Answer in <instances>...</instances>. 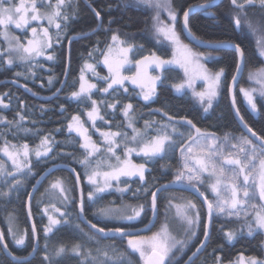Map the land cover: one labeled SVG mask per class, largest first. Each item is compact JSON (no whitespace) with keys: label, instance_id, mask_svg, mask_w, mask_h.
<instances>
[{"label":"snow or ice","instance_id":"1","mask_svg":"<svg viewBox=\"0 0 264 264\" xmlns=\"http://www.w3.org/2000/svg\"><path fill=\"white\" fill-rule=\"evenodd\" d=\"M137 4H142L149 9H153L155 14L152 17V33L157 42L163 37L168 41L175 50H182V60L164 59L157 55L156 52H151L149 55L143 56L141 59L133 60L130 54L138 50H143V45L137 46L134 43H129L125 39H121L116 33H113L111 40L107 43L105 49H97L103 57L102 63L107 69L106 76H99L96 73V66L85 61L84 67L81 69L80 84L78 90L72 91L70 96L78 103L86 104L91 102V108L86 112L88 120L91 121L92 127L99 132L102 137V143H98L92 139L89 129L85 127V122L81 120L79 115H73L71 121L67 124L69 134L75 132L80 138L79 146L84 150L83 158L77 159L84 168V174L87 177L88 184L94 186L93 191L88 192V200L95 202L99 199L100 193L105 189L111 188V181L117 182V190L123 193L130 190L126 181H121V177H138L141 184H146L145 173L148 171L147 165L156 159H163L169 151H174L177 144L180 146V166L177 167L175 175L171 181L161 185L154 191H151V209L153 212L157 210V198L161 191H167L170 185L185 184L193 191L199 193L203 197V204L207 209V218H202L201 209L192 200H187L182 204H173L172 199L169 204L176 209V215L186 225V239L177 240L172 236L167 226H162L161 229L153 233L151 236H141L126 231L125 225H120L114 228L97 227V224H91V229L94 231L85 233L80 228L79 224L75 228L86 237L84 243H76L72 245L70 251L77 257H81L80 264H130V257L134 254H139L142 264H176L177 250L183 254L190 243L198 238V230L203 231V239L199 241L196 250L188 257L185 264H194L196 256L206 248L210 239L214 216H226L235 218L240 223L239 230L224 231L223 227L219 231L223 232L224 238L229 242H233L241 238L246 232L247 237L254 238L255 235L264 233V133L258 134L253 130L241 116L239 110L235 115L239 118L247 133L251 134V138L247 134H242L239 137L229 136L225 134L223 140H219L213 133L202 132L200 128L193 124L192 120L181 117L176 119L167 112L163 114L167 116V121L160 123L157 127V121H145L144 129H139L135 126L136 116L135 108L132 103L124 104L121 109L124 117V123L127 128L132 129V134L129 136L127 131L121 130V125L117 126V130H111V124L106 119L110 113L107 109L113 111L117 109L121 101L113 94H118L119 89L123 88L124 94H128L129 89L125 86V82H130L136 85L140 92L139 97L150 102L157 95V82L163 83L164 72L168 69L166 66L179 64L183 68L186 79L180 83L172 84V88L176 93H181L185 87L193 89V94L199 99L207 113L213 106V100L218 94V88L222 83V77L225 74V69L221 68L215 73L210 72L201 63L204 53L193 51L187 44H184L181 39V32H187L192 36L190 28V14L193 6L183 10V25L181 32H178L180 21V9L174 7L172 0H135ZM72 3V0H56L53 4L51 0H0V36L8 42V48L0 53V56L7 54V58L3 60V64L13 65V53L17 54L16 58L21 64H28L25 72H16V77L23 76L25 79L29 75L35 76L34 66L31 61L37 57H45L46 60L52 61L56 57L48 53L47 50L53 48V44H59L65 38L69 44L77 37L62 36V32H66L72 16L75 15V10L70 15L66 9ZM233 7V21L237 28L243 27L246 21H242V16H247V9L256 7L257 4L264 9V0H230ZM215 0H204V3L196 5L202 11H206L215 7ZM42 9H46L43 10ZM97 20H102L101 12L95 8L92 9ZM162 12L167 13V20L162 18ZM215 18V13H208ZM46 20L48 26L40 25L41 21ZM36 22L37 27H33L32 23ZM111 23V21H110ZM14 25L15 29L23 31L31 30L32 38L27 40V43H21L20 38L10 35L8 29ZM56 28L55 39L50 32V28ZM248 27L253 31L251 23ZM199 44L205 45L213 50H220L223 47L234 48L236 53V73H240L245 61V52L242 45L239 43H231L229 41H219L215 43L205 42L199 38L192 36ZM210 55V53H209ZM261 55H264V44H262ZM89 57L93 56V52L88 53ZM134 64L135 72L131 75H124L123 70L126 66ZM2 66V65H0ZM35 66H41L39 61H36ZM85 69L96 74L98 81L106 84V87L98 88L97 83H91L86 80ZM149 69L158 72V75H150ZM197 79L203 80L205 89L195 91V82ZM249 79L260 85L259 88H241L240 91L247 100L252 112L257 111V103L254 98V93L259 92L264 96V69L257 72H250ZM233 83L237 81V75L232 77ZM53 76L48 77V84L52 85ZM64 83V82H61ZM93 90L100 93L113 95L112 102L107 99L95 100L92 99ZM111 90V92H110ZM61 89H57V92ZM5 96L8 93L3 94ZM21 108H24V102L21 101ZM0 106L7 108L9 105L4 104L3 99H0ZM235 107V101L233 102ZM43 111V106H41ZM157 112H163V109H156ZM18 119L8 121L6 117L0 115V123L7 126V131L0 132V135H7L8 132L18 135L19 132H29L24 128L23 121L26 116L20 112L16 113ZM97 121H103L109 125L107 131H102L97 127ZM35 123V122H33ZM184 123L195 128L196 135H189L187 141L178 140V137H183V133L179 131V127ZM149 129H154L156 134L149 135ZM170 129V130H169ZM254 138V139H253ZM235 141V142H231ZM55 141L51 135H45L41 138L40 145L34 150L37 162L47 158L54 151ZM11 148V150H10ZM123 149V156L118 155V150ZM102 151L115 157L117 164L111 166L110 171H98L99 165L93 167V159ZM0 152L11 161L12 169L9 171L6 167V162L0 159V176L5 178V186L7 191H0V196H9L11 192H19L21 186L26 183L27 177L32 174V162L30 155L33 150L28 144L17 146L5 141L0 147ZM135 153L141 156L142 163H133L131 156ZM257 161H259L257 166ZM75 171V169H72ZM103 176V186L98 177ZM12 180L9 183L8 178ZM20 177V179H17ZM208 182V188L214 194L215 199H209L205 192L200 190V185ZM77 185L81 182L79 174L76 176ZM124 183L125 188H120L119 184ZM35 187V185H33ZM50 189L58 191L62 198V203H71L73 199L70 193L73 188L68 185V182L63 178H56L50 184ZM143 191L145 196L150 191V187L137 188V192ZM47 191V190H46ZM33 193H28L29 197V217H31L30 202ZM258 197V201H257ZM174 199V198H173ZM183 199V198H181ZM83 198L80 202V214L76 217L66 211H61L55 204L50 203L44 209L43 214L48 218V224L44 226L43 232L45 235V246L43 251V261L45 264H62L63 257L69 252L65 245L50 246L48 236L53 232V229L60 224H71L73 219H80L84 213ZM51 209V211H50ZM147 211V202L139 204L132 209V213L128 214L126 206L123 208H101L98 210L100 216L108 220H127L132 221L140 217L142 213ZM59 213L57 218L52 213ZM38 229L35 225L32 228V238L36 241ZM9 236H11L15 245H25L27 233L18 234L14 229L11 221L9 226ZM129 237L127 239V249H119L115 244L100 246V240L104 238L114 239L115 237ZM95 240L97 247L93 250L87 247V243ZM5 236L0 234V254H3L7 260V264H31L27 258H19L9 251L8 244L4 243ZM261 248L264 249V242L261 243ZM131 251H128V250ZM39 251L36 243L32 245V253ZM32 253H29L31 256ZM95 253V255L93 254ZM210 255L214 256L213 264H225L224 258L216 254V250ZM10 258V259H8ZM34 258V257H33ZM227 264H264V257L247 256L240 254L237 259L227 261Z\"/></svg>","mask_w":264,"mask_h":264},{"label":"trees","instance_id":"2","mask_svg":"<svg viewBox=\"0 0 264 264\" xmlns=\"http://www.w3.org/2000/svg\"><path fill=\"white\" fill-rule=\"evenodd\" d=\"M54 1L56 0H51L52 3ZM18 2L19 0H16V3ZM172 2L175 8L181 10V20L183 10L188 9L189 6L202 3L204 0H172ZM93 8L101 12L102 20L99 28H97L98 20L92 11ZM74 10L76 14L72 16L66 32H62L61 35L66 37L82 35V37L71 43L69 54H67L68 39L65 38L61 43H54L53 48L47 50L46 54L51 53L56 57L54 60L48 61L45 57H39L31 61L36 73L35 76L29 75L27 79L23 76L16 77L14 74L16 72H25L28 64H21L20 61H15L11 66L6 65L3 64V60L7 58V54L0 56V65H2L0 66V99H3L4 104L9 105L7 108L0 106V115L6 117L8 121H13L18 119L16 113L20 112L27 117L23 121L24 128L30 130L29 132L21 131L15 136L12 132H8L6 136L0 135V147L4 145L5 141H8L10 145H22L26 143L33 150L30 155L32 174L27 177V181L21 186V190L18 193L11 192L7 197L0 196V229L5 236V242L8 244L9 250L13 255L20 258L29 256V253L32 252V245L35 242L32 238V228L26 207L28 193L31 192L33 185H35L40 175L52 165L65 164L77 171L81 178L83 206L85 208L84 216L91 223L97 224L98 227H105L106 230L119 226L98 217V210L108 205H121L123 203L142 204L147 202V211L142 213L140 221L121 225H125L126 229H134L147 224L152 216L151 191L171 181L177 167L180 166V146L177 144L175 150L169 151L163 159L158 158L147 165L148 171L145 173L146 184L142 185L138 177L122 178L121 181H126L130 190L121 193L117 189H113L99 195L100 198L95 202L88 200L86 193L89 190L86 183L87 177L84 174V168L79 163H76L77 159L83 158L84 150L79 146L80 138L77 134L73 132L69 134L67 129V124L72 116L79 115L81 120L85 122V127L89 129L92 139L98 143H102V137L92 127V123L86 115V112L91 108V102L88 101L86 104L78 103L70 96L72 91L79 88L81 69L84 67L85 61L96 65V68L102 75L106 74L105 68L99 62L102 55L97 49H105L113 33L118 34L121 39H125L129 43H134L137 46L143 45V50L130 54V58L133 60L141 59L151 52H156L166 57L170 54V51L167 45H159L151 36V12L146 6L137 4L135 0H72L71 5L67 7L66 11L71 15ZM210 12L216 14L215 18L208 14ZM233 15L234 11L230 0H223L212 9L207 10V12L200 11L192 14L190 16V28L196 36L205 40L229 41L242 45L245 52L244 73L235 91L238 109L244 117L245 122L258 134H262L264 133V106L259 104L261 108H258V116H252L244 107L239 87L244 84V76L247 70L260 67L264 64L263 57L259 55L257 50L259 38L264 37V9L258 4L256 7L248 8L247 16H242V21H246V23L241 28H237L234 24ZM248 23H253V28L256 30L253 31L249 28ZM9 29L15 36L20 38L21 43H24L29 37V30L21 31L12 26ZM0 31H3V29L0 28ZM56 31L54 26L50 28L53 39H55ZM178 32H181L180 21ZM181 38L187 42L182 32ZM193 47L199 51H209L216 55L208 62V66L211 69H225L220 97L212 110L208 113H203L201 107L196 104L189 93H175L172 84L181 80L182 73L176 68L166 67L168 69L164 72L166 78L163 83L160 82L158 84L157 95L152 101H143L138 95L137 88L130 85L127 86L129 89L128 94H124L123 88L119 89L118 94H113L121 103L114 111L107 109L105 106L104 110L110 113V115L106 116V119L111 124V130L116 131L117 126L121 125V130L127 131L129 136H131L132 129L127 128L121 112L124 104L130 102L135 108V126L142 130L145 127L146 120L157 121V127H159L160 123L166 122L167 116L163 113L167 112L168 115L176 119L184 117L192 120L193 124L200 128L202 132L213 133L221 141L225 134L229 136L244 134L234 118L228 96V84L236 69V53L230 49L204 50L195 46ZM5 49H7L6 42L3 36H0V53H3ZM90 51L93 52L92 57L88 56ZM36 61H39L42 67L35 66ZM133 71L134 64L125 72L133 73ZM49 76L54 77L52 85L48 84ZM95 81L98 88L106 87L104 82L98 81V79ZM57 89H61V91L57 92ZM5 93L9 95H3ZM93 93L92 99H107L108 102H112L113 100V95L100 93L96 90H93ZM21 101L24 102V108H21ZM41 106H43V111L41 110ZM156 109H163V112H157L155 111ZM96 123L97 127L102 131L109 129V125L104 124L103 121H97ZM5 131H7V126L0 123V132ZM148 131L149 135L156 134L154 129H149ZM179 131L183 133V137H178L177 139L182 141H187L188 136L193 134L192 129L185 124L179 127ZM49 134L56 142L54 151L47 158L37 162L34 150L40 145L41 138ZM105 153L107 152L102 151L99 156H103ZM117 154L123 156V149H119ZM95 158L93 159V166ZM0 159L6 162V167L10 171L12 164L3 156L2 152H0ZM109 160L117 163L115 157H111ZM133 160L137 163L143 162L141 156H133ZM56 178L65 179L68 185L73 188L70 195L74 198L73 202L62 203V198L57 192H53V190H51L53 193L50 195V183L55 181ZM17 179H20V177H17ZM11 180L12 178L9 177L8 182L10 183ZM119 187L125 188L126 185L120 183ZM143 187H150L147 196H145L142 190L137 192V188L142 189ZM199 187L210 199L208 193L204 190L205 187L203 185ZM0 191H7L3 176H0ZM176 191L193 198L201 209L202 218L205 219V209L200 201L191 193L178 189H168L167 191L160 192L158 195L157 222L155 226L149 232L139 235L150 234L157 230L161 214L163 213V207L166 205L167 195ZM50 203L55 204L61 211L70 213L73 218L79 214L77 186L73 175L68 170L58 169L52 172L39 185L32 197L30 207L34 225L38 229L37 248L39 251L35 252L34 258L32 257L29 260L31 264H45L43 261V251L46 238L43 228L48 224V218L43 214L42 209ZM56 217L60 218L59 214ZM10 221L18 234L27 233L25 245H15L11 236H9ZM76 224H79L85 233L93 231L82 223L81 219H73L71 224L62 223L57 225L47 238L50 246L65 245L68 247L69 252L63 257L62 264H80L81 262L82 258L75 256L70 251L72 245L86 241V237L75 228ZM221 227H223L224 231L230 229L239 230L240 223L235 218L214 216L210 239L206 248L194 260V264H213L214 256L210 255L213 253V250H216V254L224 258L225 263L229 260L237 259L240 254H243L245 257L253 255L264 257V249L261 248V243L264 242L263 233L255 235L254 238H249L244 233L241 238L229 243L224 238L223 232L219 231ZM128 238L127 236L123 238L117 236L114 239L104 238L100 240L99 244L100 246L115 244L119 249L123 250L128 247ZM202 238L203 231L201 227L198 230V238L185 249L183 254L175 250L178 257L176 264H183L199 245V241ZM86 246L94 250L97 247V242L93 240L87 243ZM128 251L131 250L129 249ZM93 254L95 255V253ZM0 264H7V260L3 254H0ZM130 264H142L138 253L130 257Z\"/></svg>","mask_w":264,"mask_h":264},{"label":"rangeland","instance_id":"3","mask_svg":"<svg viewBox=\"0 0 264 264\" xmlns=\"http://www.w3.org/2000/svg\"><path fill=\"white\" fill-rule=\"evenodd\" d=\"M56 1H54L53 2V4L55 3ZM19 3V2H18ZM149 9V8H148ZM43 10H46V9H42V11ZM150 10V12H151V21H150V34H151V36L155 39V37L153 36V33H152V24H153V21H152V17H153V15L155 14V12H154V10L153 9H149ZM162 18L163 19H165V20H167V13H163L162 12ZM251 24H253V23H251ZM258 24V23H257ZM40 25L41 26H44V27H47L48 26V22L46 21V20H44V21H41L40 22ZM256 25V24H255ZM32 26L33 27H37V24H36V22H33L32 23ZM253 26V25H252ZM257 26V25H256ZM258 26H259V24H258ZM12 27H14V25H12ZM254 27V26H253ZM15 28V27H14ZM18 30H20V29H18ZM29 30V34H28V38L25 40V44L27 43V40L28 39H30V38H32V33H31V30L30 29H28ZM8 31H9V33H10V35H13V36H15L11 31H10V29H8ZM21 31H23V30H21ZM254 33V32H253ZM182 39V38H181ZM155 41L157 42V40L155 39ZM6 42V41H5ZM182 42L184 43V44H187L193 51H196V52H201V53H204L205 55H204V57L201 59V63H203L204 64V66H205V68H207L210 72H212V73H215L216 71H218V70H213V69H211L209 66H208V62L212 59V58H214L216 55H214L212 52H209V51H199V50H197L196 48H194L190 43H187V42H185L183 39H182ZM159 45H161V44H165V45H167V47L169 48V51H170V54L168 55V56H166V57H163V56H161V55H159L158 53H156L157 55H159V56H161L162 58H164V59H176V60H182V56H183V52H182V50H175L174 51V48H173V46L168 42V41H165L164 39H163V37H161L160 38V41L159 42H157ZM262 44H264V37H260L259 38V40H258V47H257V50H258V53H259V55L261 56V57H263L264 58V55H261V50H262ZM6 48H8V42H6ZM209 53H210V55H209ZM16 56H17V54H15V53H13V59H14V62L15 61H19L17 58H16ZM37 58H39V57H37ZM102 60H103V57L101 56V59H100V64L102 65V67H104V65H103V63H102ZM88 62V61H87ZM89 63V62H88ZM92 64V63H91ZM96 66V65H95ZM133 66V64L132 65H128V66H126V69L125 70H123V74L124 75H131L132 73H128V72H125L127 69H129L130 67H132ZM166 67H173V68H176V69H178L179 71H181V73H182V78H181V80L179 81V82H176V83H180V82H182V81H184L185 79H186V77H185V73H184V70H183V68H181L180 66H179V64H172V65H168V66H166ZM105 68V67H104ZM260 69H264V64L263 65H261L260 67H257V68H254V69H250V70H247L246 72H245V76H244V84L243 85H241L240 87H239V92H240V94H241V96L243 97V98H241L242 100H243V102H247V100H246V98L244 97V95L241 93V91H240V89L241 88H246V89H248V88H259L260 87V85H258V84H256L255 83V81H251L250 79H249V73L250 72H257L258 70H260ZM105 70H106V74H104V75H102L99 71H98V69L96 68V73H99V76H106L107 75V69L105 68ZM133 72H135V66H134V71ZM149 74L150 75H158L159 73L158 72H156V71H154L153 69H149ZM84 75H85V78H86V80H88L89 82H91V83H96V81L95 80H97L98 78H97V76H96V74L95 73H93V72H91V71H89V70H87V69H85V71H84ZM223 78V77H222ZM160 82H157V86H158V84H159ZM128 85H130V86H132V87H135V88H137V90H138V93L140 92V89L136 86V85H133V84H131L130 82H125V86L127 87ZM221 86H222V83H221V85H220V87L218 88V94H217V96H216V98L213 100V106L217 103V101L219 100V97H220V93H221ZM194 87H195V91H202V90H204L205 89V83H204V81L203 80H200V79H197L196 80V82H195V85H194ZM174 90V92H175V89H173ZM189 93L192 97H193V99H194V101L196 102V104L198 105V106H200L201 107V109H202V111H203V113H205L204 112V108H203V106L201 105V103H200V101H199V99L193 94V89H189V88H187V87H185L184 89H182V91H181V93ZM176 93V92H175ZM181 93H177V94H181ZM254 98H255V101H256V103H257V107H258V105L259 104H261L262 106H264V96H261L260 94H259V92H256V93H254ZM213 106H212V108H213ZM212 108L211 109H209V111L208 112H210L211 110H212ZM207 112V113H208ZM71 121V120H70ZM73 133H75V132H73ZM98 134H99V132H97ZM76 134V133H75ZM100 135V134H99ZM240 135H238L237 137H239ZM17 146H20V145H17ZM37 149V148H36ZM10 150H11V148H10ZM2 154H3V152H2ZM107 155V156H106ZM3 156H4V154H3ZM97 156V158H95V164H94V166L93 167H96L97 165H99V167H98V171L102 174L103 172H106V171H110L111 170V166H114V165H116L117 163L116 162H113V161H110L109 160V158H110V154L108 155L107 153H105L103 156H99V154L98 155H96ZM133 156H137L135 153H133L132 154V156H131V159H132V161H133V163H137L135 160H133ZM7 160H8V158L6 157V156H4ZM99 157V158H98ZM10 161V160H9ZM10 163H11V161H10ZM257 163V166H258V163H259V161H257L256 162ZM122 178H128V177H121V179ZM132 178H135V177H132ZM98 179L100 180V182H101V186H103V176L101 175L100 177H98ZM208 182H210V181H207L205 184H203V186L205 187L204 188V190L208 193V195H209V197H210V199H215V197H214V194L210 191V189L208 188ZM52 183V182H51ZM50 183V184H51ZM86 183H87V185H88V188H89V190L86 192L87 193V195H88V192L89 191H93L94 190V186H92V185H90V184H88V182H87V178H86ZM111 183H112V187L111 188H107V189H105V191L103 192V193H106V192H109V191H111V190H113V189H117V182L116 181H111ZM49 188H50V186H49ZM49 192H50V195H52V193L53 192H57L58 194H59V192L58 191H51V189L49 190ZM103 193H100V194H98V195H101V194H103ZM70 195H71V193H70ZM174 198V199H173ZM181 198H183V199H181ZM170 199H172V203L173 204H182V203H185L187 200H192L194 203H196L197 204V202L193 199V198H191L190 196H188V195H186V194H183V193H181V192H173V193H171V194H168L167 195V201H166V205H165V207H163V213L161 214V217H160V223H159V225H158V228H157V230L155 231V232H153V233H156V232H158L160 229H161V227L162 226H167V228H168V231H169V233L172 235V236H174L177 240H183V239H186V234H185V228H186V225L182 222V220L179 218V217H177V215H176V209L174 208V207H172L170 204H169V200ZM257 201H258V197H257ZM139 204H133V203H123V204H121V205H108V206H106L105 208H123V207H125L126 206V210H127V213L128 214H131L132 213V209L133 208H135L136 206H138ZM198 205V204H197ZM198 207H199V205H198ZM45 208V207H44ZM50 211H51V209H50ZM53 215H57V214H59V213H55V212H53L52 213ZM141 216H142V214H141ZM141 216L140 217H138V218H136L135 220H132V221H127V220H108V219H105L103 216H98L99 218H103L104 220H107V221H111V222H113V223H115V224H117V225H121V224H131V223H137L138 221H140V219H141ZM228 231V230H227ZM153 233H150V234H146V235H142V236H151ZM245 234H246V232H245ZM263 235H264V233H263ZM193 242V241H192ZM191 242V243H192ZM190 243V244H191ZM174 252H175V250H174ZM139 255V254H138ZM225 264H227V263H225Z\"/></svg>","mask_w":264,"mask_h":264},{"label":"water","instance_id":"4","mask_svg":"<svg viewBox=\"0 0 264 264\" xmlns=\"http://www.w3.org/2000/svg\"><path fill=\"white\" fill-rule=\"evenodd\" d=\"M222 1H223V0H215V4L218 5V4H219L220 2H222ZM202 3H204V2H202ZM202 3H198V4H195V5H192V6H193V10H192L190 16H191L192 14L196 13V12H200V11H202V10H200L199 8H196V7H195L196 5H200V4H202ZM210 9H212V8H210ZM210 9H208V10H210ZM100 25H101V20H98V26H97V28H99ZM182 25H183V15H182L181 20H180V28H181V29H182ZM191 32H192V31H191ZM182 34H183L184 38L187 40L188 43H190L191 45H193V46H195V47H198V48H200V49H204V50H213V49H211V48H209V47H206L205 45L199 44L196 40H194V39L192 38V36H195V37H197V38H199L200 40H203V41H205V42H211V43L219 42V41H209V40L202 39V38L196 36L193 32H192V36L188 35L187 32H182ZM71 37H77L76 39L73 40V41H75V40H78L80 37H82V35H73V36H71ZM73 41H72V42H73ZM231 43L235 44L234 42H231ZM70 45H71V44H69V41H68V42H67V54H69ZM221 49H230V50H232V51L235 52L234 48L223 47V48H221ZM221 49H220V50H221ZM263 61H264V58H263ZM243 73H244V64H243V66H242V70H241L240 73H236V69H235L233 75H237V81H236L235 83H233V80H232L233 75H232V77H231V79H230V81H229V84H228V96H229L230 107H231V110H232V113H233V115H234V118H235L236 122L238 123V125H239L240 129L243 131V133H244V134H247V135L251 138V134H250V133H247V130L243 127V124L240 122L239 118L236 117V115H235L236 111L239 110V109H238L237 100H236L235 91H236V88H237V86H238V83H239L240 79H241L242 76H243ZM234 101H235V107H233V102H234ZM244 107L247 109V111H248L252 116H258V114H259V110H258V108H257V111L254 113V112L251 111V108H250V106L248 105V103H244ZM241 116H242V115H241ZM184 124H185L186 126H188L189 128L192 129V131H193L192 136H195V135H196L195 128H192L191 125H187L186 123H184ZM196 127H197V126H196ZM253 139H254V138H253ZM58 169H65V170H68V171L73 175V177H74V179H75V182H76V176H77L78 173H77L76 170H75V171H72V169H74V168H72V167H70V166H68V165H65V164H55V165H52L51 167H49L48 169H46V171H44V172L40 175V177L37 179V181L35 182V187H33L32 190H31V193H33V196H34V194H35L37 188L39 187V185L44 181V179H45L46 177H48L52 172H54L55 170H58ZM163 185H164V184H163ZM76 186H77V192H78V198H79V205H80L81 198H83V191H82L81 182L79 183V185H77V182H76ZM159 187H160V186H159ZM159 187H158V188H159ZM168 189H178V190H181V191H185V192L191 193V194H192L195 198H197V199L200 201V203L202 204L203 208L205 209V219L207 218V209H206V206L203 204V197H201V196L199 195V193L193 191L191 188H189V187H188L187 185H185V184H174V185H170ZM161 192H162V191H161ZM33 196H32V197H33ZM31 200H32V199H31ZM30 205H31V202H30ZM79 205H78V210H79V214H80V207H79ZM26 207H27V212H28V217H29V197H28V200H27V205H26ZM157 211H158V210H156V212H153V211H152L151 219H150L149 222H147V224H145L144 226H142V227H137V228H134V229H126V231L131 232V233H133V234H137V235L149 232V231L155 226V224H156V222H157ZM80 219H81L82 223H84L85 225H87V226L90 227V229H91V224H93V223H91L90 221H88V220L86 219V217L84 216V213L81 215ZM29 220H30V223H31V228H33L34 222H33V219H32V215H31V217H29ZM97 227H98V226H97ZM98 228H99V227H98ZM91 230H93V229H91ZM93 231H94V230H93ZM0 234H2L1 229H0ZM202 239H203V238H202ZM4 243H6V242L4 241ZM35 243H36V245H37V237H36V241H35ZM195 250H196V248H195ZM195 250H194V251H195ZM203 250H204V249H203ZM203 250H201V252H202ZM9 251H10V250H9ZM194 251H193V252H194ZM201 252H200V253H201ZM31 253H32V252H31ZM200 253L196 256V258L200 255ZM34 254H35V253H32L31 256L29 255V256H27V257H23V258H27L28 260H30V259L34 256ZM191 254H192V253H191ZM191 254H190L189 256H191ZM14 256H15V255H14ZM189 256H188V257H189ZM16 257H17V256H16ZM19 258H20V257H19ZM196 258H195V259H196ZM187 259H188V258H187ZM187 259L185 260V262L187 261ZM185 262H184L183 264H185Z\"/></svg>","mask_w":264,"mask_h":264},{"label":"flooded vegetation","instance_id":"5","mask_svg":"<svg viewBox=\"0 0 264 264\" xmlns=\"http://www.w3.org/2000/svg\"><path fill=\"white\" fill-rule=\"evenodd\" d=\"M262 106V105H261ZM261 106L260 105H258V108L260 107L261 108Z\"/></svg>","mask_w":264,"mask_h":264}]
</instances>
